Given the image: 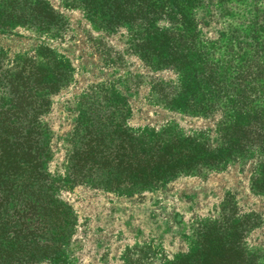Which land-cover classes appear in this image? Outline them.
Here are the masks:
<instances>
[{
	"label": "rangeland",
	"instance_id": "374dc122",
	"mask_svg": "<svg viewBox=\"0 0 264 264\" xmlns=\"http://www.w3.org/2000/svg\"><path fill=\"white\" fill-rule=\"evenodd\" d=\"M45 1L65 23L57 36L45 28L33 30L17 24L15 12L21 5L17 0H0V73L22 72L35 94L48 83L38 81V76L49 77L52 71L46 65L45 49L68 62L69 73L62 72L69 78L49 96V112L42 117L50 137L47 167L52 176L64 178L79 107L102 104L105 97L108 105L123 109L121 100H113L109 93L125 99L128 115L123 126L129 133L152 131L159 141H165L160 135L167 130L205 141L212 149L220 145L223 129L234 123L228 104L218 105L208 115L174 109L165 97L176 98L181 76L175 69L143 61L134 29L122 26L109 32L100 29L82 9L70 7V0ZM192 15L198 32L193 50L199 51L202 62L199 72L217 67L229 84L246 56L242 51L236 53L241 47L236 44L246 42L253 49L263 43L264 47V0H197ZM155 26L176 27L166 20ZM254 105L263 108L264 101ZM100 113L105 115L96 117L101 121L94 128L97 133L106 132L104 143H109L114 137L108 133L116 131L120 114ZM231 156L221 166L178 173L157 187L131 193L113 187L71 185L61 178L55 194L67 208L59 245L65 263L167 264L188 253L200 229L234 206L236 216L255 217L258 225L245 241L250 253L261 255L264 264V197L253 189L260 154L251 151Z\"/></svg>",
	"mask_w": 264,
	"mask_h": 264
},
{
	"label": "trees",
	"instance_id": "16d2710c",
	"mask_svg": "<svg viewBox=\"0 0 264 264\" xmlns=\"http://www.w3.org/2000/svg\"><path fill=\"white\" fill-rule=\"evenodd\" d=\"M17 1L21 5L15 12L17 24L59 35L65 23L45 0H29V5L28 0ZM196 1L70 0L67 4L82 9L100 29H134L143 61L179 72V94L175 99L165 97L174 109L208 115L218 105L228 104L234 123L223 129L220 145L212 149L205 141L167 130L160 135L165 141H159V135L152 131L129 133L123 126L128 115L125 99L109 93L113 100H121L123 109L108 105L105 97L100 100L102 104L79 107L66 172L64 178L59 176L63 183L131 193L157 187L178 173L221 166L230 161L232 153L240 156L257 151L261 164L253 189L264 197V107L254 105L264 101L263 43L253 49L246 42L236 44L241 45L236 53L242 51L246 56L230 85L217 67L199 72L200 54L193 50L198 40L192 15ZM160 20L176 27L158 29L155 25ZM45 50L49 57L46 65L52 71L49 77L38 76V81L46 79L48 83L39 86L35 94L22 72L0 73V264H66L59 245L67 208L55 194L60 179L48 172L50 137L42 117L49 112V96L69 78L62 71L69 73L70 67L66 60ZM160 92L165 96L164 90ZM101 111L120 114L116 131L108 133L114 137L109 143H104L107 133H97L94 128L101 121L97 118L105 115ZM254 218L238 217L231 207L227 214L200 229L188 253L167 264H261V255L250 253L245 241L258 225Z\"/></svg>",
	"mask_w": 264,
	"mask_h": 264
}]
</instances>
